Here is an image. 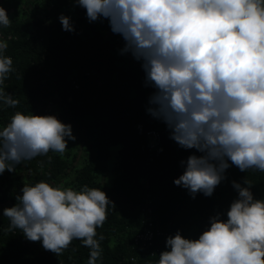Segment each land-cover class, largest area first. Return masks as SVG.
<instances>
[{
	"label": "clouds",
	"instance_id": "1",
	"mask_svg": "<svg viewBox=\"0 0 264 264\" xmlns=\"http://www.w3.org/2000/svg\"><path fill=\"white\" fill-rule=\"evenodd\" d=\"M88 21L107 19L124 40L121 54L141 63L146 87L154 91L147 112L164 122L181 148L195 149L174 184L212 196L230 166L241 172H264V0H74ZM74 32L71 17H58ZM0 6V26H10ZM0 40V102L19 101L5 92L14 71ZM72 126L55 115L15 112L0 127V174L13 172L23 160L63 154ZM230 162V163H229ZM244 179L232 181L238 196L227 210L209 218L197 239L179 230L166 238L156 264H264V199H256ZM16 204L3 209L7 231L21 230L57 256L74 239L90 249L88 264L102 255L97 228L113 202L103 190H79L38 181L24 184Z\"/></svg>",
	"mask_w": 264,
	"mask_h": 264
},
{
	"label": "trees",
	"instance_id": "2",
	"mask_svg": "<svg viewBox=\"0 0 264 264\" xmlns=\"http://www.w3.org/2000/svg\"><path fill=\"white\" fill-rule=\"evenodd\" d=\"M0 6L11 21L8 27L0 26V40L8 43L5 55L12 58L14 69L3 88L19 101L15 108L0 102V127L17 111L55 115L72 126L74 144L81 147L85 162L72 188L87 185L103 190L113 202L96 230L97 239L103 236L97 264H156L167 250L166 238L177 230L185 238L197 239L210 226V217L219 213L227 219L238 196L232 181L243 185L246 179L254 197L264 199V172L256 169L241 172L230 166L210 197L197 193L192 198L187 189L174 184L185 170L181 161L202 154L181 148L170 138L166 124L147 112L154 89L145 86L141 63L131 54H121L125 42L111 31L107 19L90 23L86 10L74 0H0ZM62 13L71 17L74 32L62 29L58 19ZM148 131L160 138L152 149ZM116 147L120 149L115 178L110 186L102 185L97 176ZM70 157L50 151L23 160L13 174L7 170L0 174V188L3 182L18 180L15 174L24 169L35 174V183L43 180L67 187L63 180ZM16 196L8 200L10 207ZM0 207V264H88L90 249L81 240L74 239L57 256L41 242L27 240L21 230L7 231L10 222L3 216L7 207ZM148 210L151 229L162 235L144 248L134 238L142 231Z\"/></svg>",
	"mask_w": 264,
	"mask_h": 264
},
{
	"label": "rangeland",
	"instance_id": "3",
	"mask_svg": "<svg viewBox=\"0 0 264 264\" xmlns=\"http://www.w3.org/2000/svg\"><path fill=\"white\" fill-rule=\"evenodd\" d=\"M107 35H104L106 37ZM67 142V149L62 156L68 155L71 156L68 160L70 161L68 164V167L65 171L64 180L67 187L72 188V181L76 173L84 166V157L83 153L81 151V147L79 145L74 144V140L68 139ZM120 147H116L111 149L109 158L106 162L102 163V165L105 166L104 172L99 173L97 176V182H99L102 185L110 186L111 182L115 178L114 169L116 168L119 158L117 156V152L119 151ZM74 157V158H73ZM73 158V159H72ZM14 172H12L13 174ZM18 176V180H15L12 184L10 182H3L1 188H0V197L4 198V200L0 201V206L4 207H10V198H12V195H18L20 194V190L23 187L24 184H33L34 182V173L30 172L29 170H21L20 172H17L15 174ZM14 177V175L10 176ZM35 183V182H34ZM74 189V188H73ZM1 208V207H0Z\"/></svg>",
	"mask_w": 264,
	"mask_h": 264
},
{
	"label": "built area",
	"instance_id": "4",
	"mask_svg": "<svg viewBox=\"0 0 264 264\" xmlns=\"http://www.w3.org/2000/svg\"><path fill=\"white\" fill-rule=\"evenodd\" d=\"M146 137L149 138L150 141L149 149L155 148L160 140L159 134L155 131H148L146 133ZM148 214H150V210L147 211V217L143 222L144 226L142 231L139 232L134 238L135 244H138L144 248L151 245V241L153 240L154 236L162 235L161 232L153 231L151 229L153 225Z\"/></svg>",
	"mask_w": 264,
	"mask_h": 264
}]
</instances>
